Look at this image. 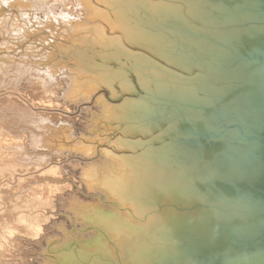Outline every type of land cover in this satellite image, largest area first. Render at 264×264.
Instances as JSON below:
<instances>
[{"label":"bare ground","instance_id":"bare-ground-1","mask_svg":"<svg viewBox=\"0 0 264 264\" xmlns=\"http://www.w3.org/2000/svg\"><path fill=\"white\" fill-rule=\"evenodd\" d=\"M0 9V34L10 37L3 38L0 49L16 35L29 34L27 29L43 27L63 35L70 47L78 46L80 58L90 59L49 66L47 57L40 62L38 57L26 70L35 71L39 81L35 78L33 85H40L45 98L33 100L27 94L31 104L20 101V107L6 97L14 115L35 113L31 120L37 128L58 129L65 141L46 143L45 130L37 134L24 126L12 131L5 115L0 117V178L9 181L23 172L42 173L29 180L28 188L17 190L5 211L9 226L0 234V249L16 234L46 246L62 238L47 249L55 255L42 264H127V254L131 264H210L217 255L224 257L223 264L248 259L254 264V255L232 250L238 242L257 236L258 225L264 222V188L260 190L256 181L252 184L260 174L251 155L254 148L263 152L264 145L254 147L255 141L244 138L253 128L264 129V0H0ZM84 44L93 49L90 55L82 52ZM59 48L69 49L54 43L48 54L59 53ZM8 61L3 53L0 85L6 80L3 67ZM162 66L196 78L197 87L171 85L178 79ZM58 73L65 84L52 86ZM136 80L145 99L127 96L115 103L113 99L122 94L137 91ZM165 82L181 94H170ZM94 96L98 113L89 111L91 121H86L84 133L76 126L82 120L77 124L70 114L63 119L61 114L33 111L63 107L59 110L70 113ZM190 103L199 105L200 111L185 107ZM165 113L172 118L179 113L183 125L189 121L193 126L186 123L188 129L178 132V119L164 123ZM152 119H161L159 133L154 132L160 127ZM212 119L220 123L212 126ZM22 120L18 123L25 125ZM183 132L198 140L182 137L177 143L175 137ZM208 141L212 143L207 145ZM73 156L81 160H70ZM84 160L78 172L76 167ZM65 208L70 209L69 219ZM125 211L131 216L119 218ZM107 215L112 217L104 220ZM82 216L85 219L79 220ZM263 249L258 252L264 254Z\"/></svg>","mask_w":264,"mask_h":264},{"label":"rangeland","instance_id":"rangeland-1","mask_svg":"<svg viewBox=\"0 0 264 264\" xmlns=\"http://www.w3.org/2000/svg\"><path fill=\"white\" fill-rule=\"evenodd\" d=\"M2 9V8H1ZM0 9V10H1ZM12 13H14L13 11H12ZM16 14L18 13V11H16L15 12ZM28 30V33L29 34H23V35H19V36H17L16 35V37L15 38H13V40H10V42L8 43L9 45L7 46V47H3V48H1L0 49V57H2L3 56V53H4V56H7V59H9V61L5 64V66L3 67L4 69H5V71H6V80L4 81V84H1L0 85V117H3V115H5L4 117H3V120H4V118H5V121H6V123H8L7 124V126H8V128L9 129H12V131H18L19 129H21L23 126L24 127H26L28 130H30V131H35L37 134H40V133H43L42 132V130H45V132H44V134H46L45 136H48V137H45L44 136V138H45V141H46V143H51L52 145H57V144H59V143H63L65 140L64 139H62L60 136H61V132L58 130V129H56V130H53V129H50V128H48V126H46V127H44V128H37V123H34V119H36V118H34V115H35V113L33 114V115H30L31 113H29V115H30V117H27V116H24V115H19V114H17V115H14L13 113H12V105H13V103H9L8 102V98H6L7 96L10 98V100L11 101H15L16 103H18V105L20 106V107H22V105H23V103H21L20 101H22V102H26V101H28L29 103L31 102L30 100H27V99H29V98H27V97H33L32 99L33 100H37L38 98H40V97H42V98H45V96H44V93H40V88H39V86L36 84H34L33 85V83L36 81V79H37V81H39V79L37 78V75H36V73H35V71L34 70H28V72H27V70H26V68L30 65L29 63H30V61L32 62V64L33 63H35V62H37L38 61V57H39V62L40 61H44L45 59H42V58H46L47 57V59H46V61L48 62V64L47 65H49V66H58V65H62V64H64L66 61H68V60H71V59H73V58H76L78 61H81L82 62V60H86V61H88V60H90L88 57H82V58H80L79 56H78V53L80 52L79 51V49L77 50V48H78V46H72L71 45V47L69 46L70 45V43L64 38V36L63 35H61V34H54L53 35V33H51V32H49V30L47 29H45V28H41V29H39V30H37V29H34V28H31V29H27ZM35 31V32H34ZM39 31V32H38ZM37 32V33H36ZM31 34V35H30ZM36 34V35H35ZM46 34V35H45ZM51 34V35H50ZM45 35V36H44ZM58 36V37H57ZM62 36H63V38H62ZM8 37L9 36H7L6 34L4 35V36H2V34H0V43H2V41L4 42V40H7L8 39ZM24 37V38H23ZM28 37V38H27ZM44 37H47L48 39L46 40ZM3 38H4V40H3ZM10 38V37H9ZM41 38V39H40ZM62 38V39H61ZM18 39V40H17ZM23 39H25L24 41H23ZM51 39V40H50ZM54 39V40H53ZM15 40V41H14ZM41 40H42V42H41ZM31 41H33L32 43H31ZM52 41V42H51ZM63 41V42H62ZM65 41V42H64ZM18 42V43H17ZM48 42V43H47ZM60 42H62V43H60ZM31 43V44H30ZM39 43H41V44H39ZM54 43L55 44H58L59 43V45H62L63 44V46H67V47H69V49L68 50H66L65 52L64 51H60L61 50V48H59V53H53V54H48V53H50V52H52V49H51V47H54ZM12 44V45H11ZM21 46H20V45ZM24 44V45H23ZM34 44V45H33ZM65 44V45H64ZM51 45V46H50ZM45 46V47H44ZM84 46H85V48H84ZM84 46H82V52H87L86 53V55L87 54H89V53H91L92 52V50L93 49H91V47L90 46H88L87 44H84ZM32 47V48H31ZM42 47V48H41ZM88 47H90V48H88ZM58 48V47H57ZM25 49V50H24ZM33 49V50H32ZM41 49V50H40ZM10 50V51H9ZM30 50V51H29ZM39 50V51H38ZM73 50V51H72ZM81 50V49H80ZM133 51H140L141 53H142V50H138V48H135V49H132ZM33 51V52H32ZM38 51V52H37ZM70 51V52H69ZM89 51H91V52H89ZM15 54H14V53ZM61 52V53H60ZM43 53H45V54H43ZM67 53V54H66ZM14 54V55H13ZM2 55V56H1ZM48 55V56H47ZM90 55V54H89ZM25 56V57H24ZM65 56H70L69 57V59H67V58H65ZM22 57H24V58H22ZM32 57V58H31ZM35 57V58H34ZM78 57H79V59H78ZM16 58V59H15ZM31 58V59H30ZM50 58V59H49ZM52 59V60H51ZM16 62H15V61ZM92 60V59H91ZM94 60H95V62H97V63H101V60L99 59H97L98 61H96V59L94 58ZM93 60V61H94ZM29 62V63H28ZM53 62V63H52ZM25 63V64H24ZM8 65V66H7ZM34 65V64H33ZM109 66H112L111 64L109 65ZM108 66V67H109ZM10 67V68H9ZM104 68H106V66H103ZM151 67V66H150ZM162 67H164V68H166L165 66H162ZM157 68H158V66H157ZM166 69H168L169 70V73H167V75L168 76H173V78L174 77H177V79L178 80H173L172 81V83H171V85H183V86H195V87H197V80H196V78H194V79H192V78H186L185 76H183V75H180V74H178V73H176V72H174L173 70H171L168 66H167V68ZM168 70H166V71H168ZM10 71V72H9ZM9 72V73H8ZM33 73V74H31V73ZM174 72V73H173ZM35 73V74H34ZM28 74V75H27ZM30 74V75H29ZM13 75V76H12ZM23 75V76H22ZM29 76L30 77H33V78H29ZM62 76L61 74H56V80H52V82H51V84H52V86H54V85H58V84H60V85H64L65 84V82L64 83H62L63 82V80H61V79H63V78H60V77ZM8 77V78H7ZM21 77V78H20ZM24 77V78H23ZM28 77V78H27ZM63 77V76H62ZM154 77V76H153ZM36 78V79H35ZM155 78V77H154ZM19 79H21V80H19ZM23 79H25V80H23ZM27 79H34L33 80V82L31 81V80H27ZM156 79V78H155ZM8 80V81H7ZM12 80V81H11ZM20 82V84L17 82ZM60 83H59V82ZM9 82V83H8ZM157 82H161L160 80H157ZM169 81H167V83H168ZM7 83V84H6ZM16 83H18V84H16V86H15V84ZM8 84H10L9 86H8ZM135 84H136V88H137V91L135 92V93H130V94H122L120 97H118L117 99H113V101L115 102V103H121V102H123L124 101V98H126L127 96V98H130V99H136V100H139V99H141V100H144L145 99V91L139 86V84H138V82H137V80H136V82H135ZM5 85V86H4ZM13 85V86H12ZM18 85V86H17ZM165 87H167L168 88V90H170V94H175V95H177V94H181V93H176V91H174V90H172V86H170V85H168V84H166V82L163 84ZM10 89H7V87ZM10 86H12V88L10 87ZM24 86V87H23ZM27 86V87H26ZM29 86V87H28ZM33 86V87H32ZM4 87V88H3ZM6 87V88H5ZM14 87V88H13ZM35 87V88H34ZM65 87V86H64ZM15 88H18L17 90H15ZM22 88V89H21ZM36 89V90H35ZM22 90H25V91H22ZM31 92H30V91ZM104 90V92L106 93V96L108 97L109 95H110V93L108 92V90L106 89V88H102V91ZM5 91V92H4ZM12 91V92H11ZM17 91V92H16ZM34 93H33V92ZM107 91V92H106ZM20 92H22L21 93V95H20ZM36 92V93H35ZM39 92V93H38ZM3 93V94H2ZM33 93V94H32ZM38 93V94H37ZM100 93V92H99ZM197 93V95L199 96L200 95V93H201V91H197L196 92ZM29 96H28V95ZM36 94V95H35ZM98 94V93H97ZM108 94V95H107ZM132 94V95H131ZM23 95V96H22ZM26 95H27V97H26ZM35 95V96H34ZM59 95H61V93L59 94ZM156 95L160 98V99H164V101H167V98H165V97H163V96H161V95H159L158 93H156ZM4 97V98H3ZM12 97V98H11ZM14 97V98H13ZM16 97V98H15ZM123 97V98H122ZM208 97H210V95H208ZM18 98V99H17ZM3 99V100H2ZM14 99V100H13ZM16 99V100H15ZM24 99V100H23ZM95 99V96L93 97V98H91L89 101H83V102H81V103H79L78 105H77V108H74V110H72L70 113H65V112H62V111H60L62 108L60 107L59 109H56V108H54V109H49V110H44V109H42V108H39L38 110L37 109H33V111L35 112V111H42L43 113H46L47 112V114H49V113H52L53 115H56L57 114V116L59 115V114H61V115H59L60 117H62L63 119H66V116L68 115V114H70V116H72V117H74V121H76V123L78 124V122L80 121V120H82L81 121V123L80 124H78V125H76V126H78V127H80V126H82L83 127V132L82 133H84V130H86L85 129V127H86V121L89 119V117L87 116V115H89L90 113H89V111H96L95 109L98 107V106H95V105H98L97 104V102L94 100ZM119 99V100H118ZM61 100V99H60ZM59 100V101H60ZM93 100V101H92ZM19 101V102H18ZM5 102V103H4ZM6 105V106H3V105ZM7 104H11L10 106H12L11 108H10V106L9 105H7ZM31 104V103H30ZM168 106L169 105V103L168 102H166V103H164L162 106H163V109L165 110V108H166V106ZM87 106V107H86ZM95 106V107H94ZM79 107V108H78ZM140 107H143V105H140ZM185 107H188L189 109H192V110H196V111H200V106L199 105H197V104H186L185 105ZM7 108V109H6ZM87 108H88V110H87ZM55 109H56V111H55ZM83 109H85V110H83ZM90 109V110H89ZM92 109V110H91ZM3 110V111H2ZM58 110V111H57ZM2 111V112H1ZM5 111H8V112H5ZM83 111V112H82ZM85 111V112H84ZM9 112H11V113H9ZM86 112H88L87 114H86ZM16 113H17V111H16ZM56 113V114H55ZM83 115H82V114ZM95 113H98V111H96ZM134 113L136 114V111H134ZM11 114V115H10ZM166 115H165V118L164 119H162V120H164L163 122L164 123H170L171 121H173V118H176V119H178L177 121H178V125H179V127H178V132L180 131H184L185 130V128H187L188 129V127H187V124L186 123H188V124H190V125H192L191 123H189V121H187L184 125H183V123H184V120H183V116H181L179 113H177L178 114V118L176 117L177 116V114L172 118V117H170V114H168V113H165ZM9 115L11 116V117H9ZM51 115V114H50ZM64 115H65V117H64ZM19 116V117H18ZM77 116V117H76ZM84 116V117H83ZM16 117V118H15ZM88 117V118H87ZM15 118V120L13 121V119ZM45 118L46 117H44V120H45ZM76 118H79V119H76ZM81 118V119H80ZM131 118L132 119H134L135 117H132L131 116ZM23 119V120H22ZM31 119H33V120H31ZM7 120H8V122H7ZM11 120V121H10ZM19 120H22V121H24V122H27L25 125H22V124H20V123H18V121ZM153 120V122L155 123L154 125H157L158 127H160V128H157L156 129V131H154V132H160V131H162V129H163V127H161L160 125L162 124V122H161V119L160 120H157V119H152ZM88 121H91L90 119L88 120ZM134 121H136V119H134ZM10 122V123H9ZM11 122H15V124H13V123H11ZM17 122V123H16ZM41 122V121H40ZM212 122H213V125L212 126H217L218 125V123H220V121H217L216 119H215V121L212 119ZM12 124H13V126H12ZM30 126H29V125ZM59 124V123H58ZM142 124V123H141ZM18 125V126H17ZM27 125H28V127H27ZM34 125V126H33ZM84 125V126H83ZM88 125H89V123H88ZM10 126H12V127H10ZM15 126H16V128H15ZM33 126V127H32ZM36 126V127H35ZM49 126H51L50 124H49ZM54 126H58L57 124L56 125H54ZM193 126V125H192ZM31 129H30V128ZM78 127H76V128H78ZM82 127H80V128H82ZM100 127V126H99ZM214 128V127H213ZM100 129H101V127H100ZM102 130V129H101ZM106 129H104V131H105ZM39 132V133H38ZM106 133H110L109 131H105ZM120 134V131H118V135ZM117 135V136H118ZM183 135H186L185 134V132H183ZM183 135H177L176 137H175V140H176V142L177 143H179V139H181L182 137L184 138V137H186V139H188V140H194L195 138H192L191 139V137L190 136H188V135H186V136H183ZM110 136L112 137L113 135H111L110 134ZM117 136H115L114 138H116ZM136 139V138H135ZM196 140H198V139H195L194 141H196ZM208 140H212V137H209V139ZM210 143H212L211 141H208V142H206V144L208 145V144H210ZM54 151L55 150H53L52 152L54 153ZM57 153V152H56ZM58 154V153H57ZM56 154V155H57ZM64 155L66 156L67 154L66 153H64ZM72 156V155H71ZM76 159H80L81 160V157H79V156H77V157H70V160H76ZM83 163H81L80 165H78L77 167H76V170L79 172L80 171V167H82L84 164H85V160L84 161H82ZM11 171V170H10ZM27 173V172H26ZM44 173V172H43ZM25 174V172H23L21 175H16L15 176V178L14 179H11L10 178V180L8 181V179H1L0 178V193H4V194H1V196H0V219H4V221H6V225L5 226H2V225H0V234H2V233H4L6 230H7V228H8V226H9V224H8V222H9V220H6V217L8 216L7 215V213L5 212L6 210H8V207H11V204H12V202L15 200V193H17V190H20V189H23V188H28L29 187V182H31V181H29V180H31V178L33 177V176H36V175H40V174H42V173H40V172H37V170H34L33 172H31L30 174H27V175H24ZM91 174H92V172L91 171H89L88 172V175H89V177H91ZM2 180V181H1ZM8 181V182H7ZM27 183H26V182ZM21 182H23V184L21 183ZM20 183V184H19ZM22 186V187H19V186ZM4 186V187H3ZM27 186V187H26ZM2 187V188H1ZM7 187V188H6ZM17 187H19V188H17ZM3 189H5V190H3ZM6 189L8 190V191H6ZM12 189V190H11ZM9 190H10V192H9ZM15 190V191H14ZM8 194V192H9V194L12 192V194L13 195H11L10 194V197H12V196H14L13 197V199L12 198H9V194L7 195L6 193ZM3 195H5L4 197L5 198H2L3 197ZM1 198H2V200H1ZM9 198V199H8ZM7 201V202H5V200ZM10 199H11V201H10ZM4 201V202H3ZM9 203V204H8ZM2 205L4 206V207H2ZM7 205V206H6ZM131 209H132V211L136 214L137 213V210H136V205H132L131 207H130ZM66 210H67V213H68V219L70 218V209L69 208H65ZM107 213H109V212H107ZM119 213L120 212H117V216L119 215ZM5 214V215H4ZM61 214L62 215H64V212H61ZM66 215V214H65ZM63 216V217H66V216ZM4 216V217H3ZM131 216V212H129V211H125V213L122 215V216H118L119 218H124V217H130ZM3 217V218H2ZM112 216H110V215H107V216H105L104 217V220H109V218H111ZM115 217V216H114ZM67 218V217H66ZM7 219H8V217H7ZM85 218H83V216L79 219V220H84ZM131 220H133V219H131ZM3 221V220H2ZM1 220H0V224H5L4 223V221L2 222ZM89 222V224H94V222H92V221H88ZM8 225V226H7ZM7 226V227H6ZM2 227V228H1ZM5 227H6V229H5ZM1 229L3 230V231H1ZM52 229V228H51ZM15 236L18 238L19 236L18 235H16L15 234ZM49 236V235H48ZM48 236H46V237H48ZM15 237V238H16ZM14 238V239H15ZM13 239V241L11 240V241H9V243L7 244V245H4V246H7L6 248H4V249H0V250H3L2 252H3V254H2V252H0V257H2V259H0V262L2 263V264H9V263H22V264H24V261H27L28 262V264H29V262L30 261H35L36 262V264H42L43 263V261H47V262H49L48 260H47V258L49 257V256H51V257H53L54 255H55V253H53V252H51L50 254L48 253L49 251L47 250L49 247L50 248H52V246H54V245H59V242H58V240H62V238H59L58 237V239H54V240H56V241H53L52 243H50L49 245H45V243H43V244H38V245H36V244H33V243H31V241H26L27 239H25V240H23L24 238H22V239H20V237H19V239ZM101 238V245H103V246H107L108 244H105L104 243V241H105V239H104V237H100ZM17 240V241H16ZM21 240V241H20ZM20 241V242H19ZM44 242H46L47 241V238H45L44 237V240H43ZM24 243V244H23ZM12 244V245H11ZM16 244V245H15ZM27 244H30V245H27ZM158 244H160L161 245V242H159ZM12 247H10V246ZM14 246V247H13ZM31 246V247H30ZM33 246V247H32ZM37 246V247H36ZM8 247H10V249L8 250ZM20 247V248H19ZM28 247V248H27ZM33 248V249H32ZM6 249V250H5ZM11 249H12V251H13V249H15L14 250V252H12L11 251ZM29 249H31V250H29ZM33 250V251H32ZM6 252V253H5ZM8 252V253H7ZM9 253H10V255H9ZM46 253H48V254H46ZM7 254V256H5ZM15 254V255H14ZM13 255V256H12ZM128 255V259H126V258H124L125 259V262H127V264H131V260H129V254H127ZM4 256V257H3ZM11 256H12V258H14V259H12L11 258ZM41 256V257H40ZM7 257H10V258H7ZM16 257V258H15ZM20 257V259H17V258H19ZM43 257V258H42ZM26 258V259H25ZM28 258V259H27ZM38 258V259H37ZM8 259V260H7ZM23 260V261H22ZM29 260V261H28ZM39 260V261H38ZM8 261H10V262H8ZM22 261V262H21ZM42 262V263H41ZM26 264V263H25ZM35 264V263H34Z\"/></svg>","mask_w":264,"mask_h":264},{"label":"water","instance_id":"water-1","mask_svg":"<svg viewBox=\"0 0 264 264\" xmlns=\"http://www.w3.org/2000/svg\"><path fill=\"white\" fill-rule=\"evenodd\" d=\"M259 7H261V5H259ZM258 24H260V23H258ZM256 77L259 78L257 74H256ZM252 122L254 124V121H252ZM261 123H262V125H264V122H261ZM255 130H256V128H253V131H254L253 133L244 134V138L246 140L255 141V142H253L254 147H256L257 144L259 146L264 145V141H263L264 140V137H263L264 135L262 134V133H264V129L263 130H259L257 132H255ZM251 155H252V157L257 159L255 162L257 163V169H258L259 173H258V171L256 169H255V171L258 174H260L258 179L257 178L253 179L252 184L254 183V181H256V183H258V185H259L260 190H263V188H264V186H263L264 177L261 178V176H262L261 175V171L264 170V151L262 152L260 150H255V148H254V150H253ZM258 162L261 165H259ZM261 179H262V181H261ZM258 226H259V228H258L257 236H255L254 238H251L252 240L250 242H248V243H244L242 241L238 242L240 244L234 246L233 250H232L235 253L240 254V255H244L247 252H248V254H250V256L254 255V258L252 260L254 262V264H257L259 262L260 263L264 262V254H260L258 252V249L264 248V242H263L264 241V222L262 224L259 223ZM261 237L263 238V241H261L262 240ZM241 245H242V247H241ZM234 248H236V249H234ZM210 259H212V262H209L210 264H223V262L221 260L224 259V257L221 256V255H217L216 257L210 258ZM249 260L250 259L247 260L248 261L247 263L246 262L245 263L240 262V263H237V264H248ZM208 261H210V260L208 259ZM231 264H233V263H231Z\"/></svg>","mask_w":264,"mask_h":264}]
</instances>
